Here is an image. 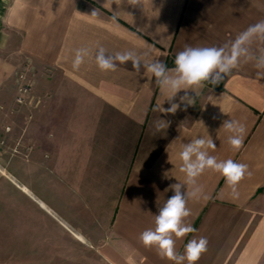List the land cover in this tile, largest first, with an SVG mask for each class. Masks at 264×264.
<instances>
[{"label": "crops", "instance_id": "1", "mask_svg": "<svg viewBox=\"0 0 264 264\" xmlns=\"http://www.w3.org/2000/svg\"><path fill=\"white\" fill-rule=\"evenodd\" d=\"M260 21L264 0L5 1L0 50L14 47L76 95L77 171L63 175L61 210L41 207L82 252L31 256L29 264H177L140 240L155 227L176 183L184 184L191 212L185 223L196 229L174 237L177 256L189 240L204 237L207 250L196 264H264V66L257 67L264 38L241 45L237 68L222 81L189 89L191 104L180 101V91L174 114L161 113L164 97L144 66L117 62L115 71H102L95 62L99 47L106 55L131 51L168 68L189 46L222 47L229 55L237 37ZM78 51L83 63L77 67ZM229 119L245 128L239 149L221 129ZM158 124L165 129L158 132ZM207 136L216 145L209 154L247 165L235 193L216 171L206 169L191 183L180 171L183 144ZM19 257L0 256V264H20Z\"/></svg>", "mask_w": 264, "mask_h": 264}, {"label": "rangeland", "instance_id": "2", "mask_svg": "<svg viewBox=\"0 0 264 264\" xmlns=\"http://www.w3.org/2000/svg\"><path fill=\"white\" fill-rule=\"evenodd\" d=\"M75 103L60 77L14 47L0 50V256L29 264L31 256L82 252L41 207L67 203L63 175L77 171Z\"/></svg>", "mask_w": 264, "mask_h": 264}, {"label": "clouds", "instance_id": "3", "mask_svg": "<svg viewBox=\"0 0 264 264\" xmlns=\"http://www.w3.org/2000/svg\"><path fill=\"white\" fill-rule=\"evenodd\" d=\"M92 14H95V11ZM254 36L264 38V21L250 25L242 32L233 42L229 55H225L222 47L189 46L177 53L173 68H168L158 60L144 63L142 59L135 58L131 51L117 52L114 57L106 55V49L103 47H99L95 55V62L102 71H115L117 62L126 64L131 61L133 68L137 70L144 66L147 73L154 77L160 86L161 94L164 97L163 103L167 100L171 105L165 109L162 107V103L160 105L161 113L174 114L179 109L180 104L172 103V100L180 91L185 92V95L180 97V101L191 104L192 98L188 94L189 89L194 91L195 88L202 87L205 82L218 83L222 81L225 75L230 74L233 69L237 68L241 55V45ZM82 63L83 57L78 51L75 66L78 67ZM260 66H264V57L259 60L257 67ZM165 122L168 127V122ZM164 129V124L157 125L158 132ZM221 129L230 133L227 142L234 149H239L243 143L244 126L239 121L229 119L223 121ZM215 148L216 145L210 136L206 138L197 137L183 144L179 153V159L182 162L180 171L185 174L186 182L191 183L206 169H211L220 173L235 193L236 185L247 172V165L237 163L231 159L218 160L215 156L209 154V150H215ZM165 175L168 176L167 173ZM171 189L174 194L159 209V214L154 221L155 227L143 231L140 234V240L145 247L158 249V254L162 258L177 261V264L183 260H186L187 264H196L201 254L207 250L208 241L204 237L198 239L194 237L185 245L183 255L177 256L174 237L183 238L189 233H194L196 229L185 223V218L189 217L191 212L187 206L186 193L183 190L184 184H173Z\"/></svg>", "mask_w": 264, "mask_h": 264}, {"label": "built area", "instance_id": "4", "mask_svg": "<svg viewBox=\"0 0 264 264\" xmlns=\"http://www.w3.org/2000/svg\"><path fill=\"white\" fill-rule=\"evenodd\" d=\"M6 0H0V7L5 3Z\"/></svg>", "mask_w": 264, "mask_h": 264}, {"label": "trees", "instance_id": "5", "mask_svg": "<svg viewBox=\"0 0 264 264\" xmlns=\"http://www.w3.org/2000/svg\"><path fill=\"white\" fill-rule=\"evenodd\" d=\"M207 84H209V85H212L213 83H211V82H206Z\"/></svg>", "mask_w": 264, "mask_h": 264}]
</instances>
